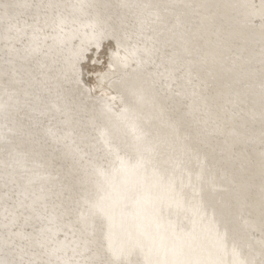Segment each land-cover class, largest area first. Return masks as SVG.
<instances>
[{
	"label": "bare ground",
	"instance_id": "bare-ground-1",
	"mask_svg": "<svg viewBox=\"0 0 264 264\" xmlns=\"http://www.w3.org/2000/svg\"><path fill=\"white\" fill-rule=\"evenodd\" d=\"M246 2L0 0V264H261L255 244L253 248L248 246L249 238L248 244L244 241L252 225L260 227L264 237L263 205L257 202L250 180H244L232 162L231 150L207 137L198 119L199 111L212 99L201 94L204 104L195 103L197 108L174 98L173 107L165 100L169 95L158 100L152 94L154 88H185V78H195L194 88L199 89L207 77L204 63L197 67L193 60L199 58L204 45H213L216 36L237 33L231 45L237 46L241 56L251 52L244 42L250 35L248 26L235 28L240 18L249 21L243 15ZM261 3L264 13V0ZM164 9L180 18H168ZM228 11L233 12L232 17L222 22ZM176 24H183V28L186 24L188 41L192 43L195 35L198 49L185 55L180 51L186 35L177 26L175 29ZM108 36L119 42L128 38L135 41L133 46L124 41L120 46L123 54L115 51L113 57L114 61L122 57L119 64H137L126 77L129 82L121 81L118 94L136 115L116 111L106 100L107 104L101 103L107 118L91 111L99 118L94 120L88 110L85 113L87 104L84 113L75 114L79 106L73 105L78 96L72 104L67 91L74 80L73 63L80 65L89 45ZM220 45L225 48L223 53L229 48V44ZM9 52L15 59L1 56ZM27 52L34 56L24 57ZM191 53L198 56L188 59ZM204 54L208 55L207 51ZM21 55L25 61L16 58ZM253 56L261 66L256 70L251 67L250 72L264 73V53ZM18 62L22 70L16 68ZM117 68L113 63L112 70ZM169 77H174L172 82ZM253 91L258 93L255 87ZM233 100L225 104L235 109L240 100ZM253 100L243 99L244 104H251L248 117L264 108V102ZM81 101L78 103H84ZM88 105L91 110L94 104ZM138 116L146 118L144 123L136 119ZM108 118L114 123L112 127ZM111 128L112 135L107 133ZM128 132L129 137L137 133V141L123 137ZM101 139L108 142L106 150L108 145L114 147L111 151L115 153L107 150L111 157L117 154L113 161L101 150ZM55 141L64 147L53 156L62 161L60 164L50 157ZM163 146L172 151L171 157ZM198 160L203 164L196 168L192 164ZM109 165L115 166L116 173L105 175ZM206 167L216 170L209 172ZM194 171L199 174L196 180ZM228 175L236 182L227 180ZM222 180L232 184L228 186L231 192L239 183L242 193L238 196L236 190V195L226 196L224 192V201L216 197ZM241 207L245 208L243 213ZM250 208L254 209L253 218L247 214ZM238 213L247 223L240 225L235 219ZM258 242L264 245V239Z\"/></svg>",
	"mask_w": 264,
	"mask_h": 264
},
{
	"label": "rangeland",
	"instance_id": "rangeland-1",
	"mask_svg": "<svg viewBox=\"0 0 264 264\" xmlns=\"http://www.w3.org/2000/svg\"><path fill=\"white\" fill-rule=\"evenodd\" d=\"M122 1H127V0H122ZM261 2H262V0H247V2L245 4V7L243 9L244 10L243 15L246 16L249 21H247L246 19L244 20V18H242V19L240 18L235 23V25H236L235 28L236 29H241L244 26L245 27L248 26V29L250 31V35H249V37H247L244 40V42L247 41V43L249 45L248 49H250V48L253 49L251 52H247V53L245 52L243 54V56H241L237 46L235 47L234 45H231L233 43V39L234 38L236 39L237 36L235 34H237V33H235V34L232 33V34H229V35H226V36H221V35L220 36H216L214 38L213 43H212L213 45H210V48L207 45L203 46V49H205L207 51L208 55H205L204 52H206V51L201 49L200 54H199V58L197 60H195V61L193 60V64H195L197 67H200L204 63V73H206L205 75L207 77L206 81L203 82L204 85L202 84V86L199 89L195 90V88H194V86H195V78H190V79L189 78H185V80L187 82L185 88H180V87H176V86L170 87L171 89L170 88H167V89H164V88L163 89H159V88L155 89L154 88L153 91H152V94H154V97L155 98L157 97L158 100H160V97L162 95H164V94L165 95H169L172 98H170L169 96H166L167 98L166 99L162 98V100H164V99L167 100L168 99L167 101L169 103L171 102L170 105H172L173 107L175 106L174 100H177L178 102L179 101L183 102L184 104L185 103H187V104L190 103L189 104L190 106H192L194 104L193 107H197L196 104L198 102H199L198 104H200L201 102L203 103V101H201L202 100L201 97H203L201 94L204 95V93H207L210 96L209 98H211L213 102H210L209 105L205 106L206 108L201 109V111H199L200 114L198 113V119H199L203 129L206 131V132H204V134L206 136L208 135L207 137H209L210 139L216 140L217 142L219 141V143L223 144L224 146H226L227 148H229L231 150V151H228V152H229L230 157L232 156V162L239 169L238 171L241 172L240 174L244 175L243 176L244 180H248V181L250 180V182L252 184L251 187H252L253 191L255 192V194L257 195L256 200H257V202L260 205H263L262 208H264V197L259 195V194H262V191H264L263 190V188H264L263 187L264 186V142H263L264 141V108H260L259 107L258 110L254 111L251 114V116L248 117L246 115V112L248 110H250L251 104L250 103L244 104V101H243V99H245L246 102H248L249 99L253 100L252 97L254 96V100H253L252 103H263L264 102V80H263L264 73L259 72V71L255 72L254 70H253L254 72H252V71L250 72V70H252L251 67H253L256 70V68L258 69V67L261 66L260 60H258V59L255 60L253 55L257 54V53L258 54L264 53V13L262 11L263 5H262ZM220 6H222L221 3H220ZM162 11L163 12L165 11L163 14L166 13L168 18H170V16L172 17L173 15H174V18L175 17L176 18L179 17V16H176L174 13L172 14V12L169 9H167V11H166V9H164ZM157 12L158 11L156 10V13ZM232 13H233L232 11H228V12L224 13L223 14L224 17H222V19H221L222 22H226L227 20H229L230 17H232ZM172 19H173V17H172ZM182 25L183 24H181V25L179 24V26L181 27L180 28V27H178V24H176L175 25V29H177V27H178L179 32H180V29L183 30V31L181 30V32H180V33H182V35H186V37L189 36V35H187L186 24H184V28H183ZM184 29H185L186 33L184 32ZM237 31H239V30H237ZM186 37H185L186 41L183 40L184 42L182 41L183 43L180 46L181 47L180 51L182 53L185 52L184 55L188 54L189 52H193L195 48L196 49L199 48V47H197V46H199V42L197 40H195V39H197L195 37V35L192 38V43H190L191 41H188L189 37H187V38ZM124 41L125 40L123 39V42ZM194 41H195V43H194ZM259 41L261 43H259ZM121 42L117 41L114 37L113 38H109V36H108V38L107 37L103 38L100 42L95 43L94 45H89V47L87 48V51L85 52V54L83 56L84 59H80V63H81L80 65L76 66L77 65L76 62H75L76 65H74V63H73L72 70H73V74H75V75H74V78L72 77L74 80L71 78L73 81H70L72 83H70V85L68 87L70 92L67 91V93H69V94L71 93L70 95L68 94V97L69 96L71 97L70 102L72 104H75L74 101H76V100H74V99L77 96H78V98H76V99H78V101H81V100L84 101V103H82L83 101L80 102L82 104H79L78 101H76V104L73 105L74 108L77 105L79 106V107H76V109L74 110L75 114L81 115L85 111H86L85 113L87 114V110H88L90 112V114H92V117L94 116V118H93L94 120H95V118H96V120H99L100 116L105 118L106 115H108V114L105 115L103 113V112H105V111H103V109L105 108L103 106V104L104 105L107 104L106 100H109V102H111L113 104V109L114 110L119 111V112H123V111L126 112L127 111V113H132L133 116L136 115L134 113V111H132L127 106L126 103H125L126 104L125 105L124 102L120 101L122 99L121 98V94L119 95L120 97H118V94L120 93V91H122V87H123L122 82L123 81H126V83L129 82L130 79H128V81H127L126 77H127V75L128 76L130 75V72L132 73V71L135 70L134 68H136V65H137L136 63H134V61H129L126 64L120 63L121 64L120 65L119 62L122 61V59H121L122 57H119L118 59H116L114 61L115 53H116V55H118V54H120V52L122 50L120 46H121V44H123V42L122 43ZM127 42L130 45H132V46L135 44V41L132 38H128L125 41V43H127ZM189 43H190V45H189ZM220 43H223L224 45H228L229 44L228 50L225 51L224 53L221 51L223 46L221 47ZM194 44L196 46H194ZM0 46H2V45H0ZM201 48H202V46H201ZM88 49H90V50H88ZM115 51H117V52H115ZM21 53H23V51H21ZM29 54L33 55L32 52H27V53L24 54V57L31 58ZM34 54L36 56H38L35 52H34ZM121 54H123V53L121 52ZM1 56L2 57H6L8 59H10V57H11L12 60L15 59V58L12 57L10 52H9V55L3 56L1 54ZM190 56H191V58H189ZM193 56L196 57V56H198V54L197 53H191V54H189L188 59L192 60ZM16 58L18 59V61H25V59L23 58L22 55L18 56ZM163 58H165V56H163ZM167 59L169 60V58H167ZM235 60H236V62H235ZM77 62L79 64V61H77ZM113 63H114V67L115 66L118 67L116 69V71L112 70ZM190 63L192 64L191 61L188 62V64H190ZM239 65H240V67H239ZM16 68H18V69L21 68L20 65H19V62L16 64ZM109 68H110L111 71L109 70ZM75 69H77V72H76ZM120 69H123V70H121L122 72L120 71ZM21 70H22V68H21ZM21 70H20V73H21ZM262 71H264V70H262ZM29 73H31V71H29ZM76 75H78V77H75ZM195 75L199 77V74L197 72H195ZM78 78H80V79H78ZM158 79L161 81L162 77L160 76ZM172 79H174V77L168 79V81L172 82L173 81ZM253 79H254V81L251 84V81ZM76 81H78V82H76ZM73 82H75V83H73ZM162 82H163V80H162ZM237 83H238V86H237ZM240 83H241V85H239ZM76 86H79L80 88L76 87ZM70 87H72V88L70 89ZM253 87H255V89L258 90L257 94L253 93L254 92L253 91ZM74 89H75L77 94L75 93V91L72 92V90H74ZM76 89H79V90H76ZM81 89H82V91H81ZM84 89L86 90V93H85ZM171 90L174 93L171 92ZM159 92H160V94H159ZM157 94H159V95L157 96ZM72 96H74V97H72ZM87 96H88V98H87ZM180 96H182V97H180ZM224 96H227V98H225V103H227L233 97H234L233 103L236 100H240V101H238L239 106L237 108H235V109L234 108H229L227 104L223 103L224 100L222 98H224ZM79 97H83V98L85 97L86 99L85 98L81 99ZM115 97H116V100H115ZM177 97H179V98H177ZM18 100L20 101V103H22V99L18 98ZM85 100H88V101H85ZM89 103H90V105L94 104L93 106H91V108H92L91 110H90V106L88 105ZM85 104H87L86 106L89 107V108L85 107L86 110L84 108ZM80 105H83V106H80ZM122 106L124 108H126V109H124V108L120 109ZM94 108L96 110H94ZM197 108H199V106ZM77 109H78V111H76ZM130 110H131V112H130ZM91 111H93V113H95V111H96L95 114L99 118L97 119L96 115H93V113H91ZM227 111H228V113H227ZM89 112H88V114H89ZM225 112L227 113V115L225 114ZM98 114H100V115H98ZM140 117L141 116H138V118L136 117V119L137 120L141 119V123H144V120L146 118H140ZM228 118H229V120H228ZM233 118H236V119H233ZM237 118H239V119L237 120ZM108 120H109V118H108ZM232 120H234V121H232ZM109 121H111V120H109ZM223 122H224L225 125L224 124L222 125ZM112 123L113 122L111 121V123H109V124L111 125ZM219 123H221V124L219 125ZM230 123H231V125L234 124V127H232V126L230 127ZM112 125H111V127H112ZM221 125H222V128H220ZM232 129H233L234 132H231ZM34 131L35 130L33 128L31 130H29V132L33 136H36V135H34V133H35ZM107 133H110L112 135L113 134V129L111 128L110 131L107 132ZM223 133H225V134H223ZM0 134H1V132H0ZM125 134L126 133L123 134V137L126 136V138L129 141H130V138H132L133 139V140L131 139L132 143L135 140L137 141V139H135L136 137L139 138L137 133H134L132 136L130 135L131 137H129V134H130L129 132H128V134H126V135ZM258 134H259V136L261 138L258 136ZM127 135H128V137H127ZM254 139H255V141H254ZM103 140L105 142V138ZM103 140L101 139V141L98 142L99 144L102 142L101 145H99L98 143L97 144L101 148L103 147V149H101V150L106 153V152H108L107 151L108 148H111L113 146L112 145H108V148L106 150L105 148H106V146H107L106 144L108 142L105 144L103 142ZM248 141H249V143H252V145H250L248 143ZM256 141L258 143H256ZM102 144H104L105 147ZM247 144H249V145H247ZM62 146L63 145L61 143H59V141L58 142L55 141L53 143V146H52L53 148L50 149V152L52 151V154H51L50 157L53 160H54L53 156L56 157V155L54 153L55 152L59 153V151L62 150L60 148ZM94 146L95 145H93L92 147H94ZM62 148H64V147H62ZM113 148H111L109 152H112L111 150L115 151V149H113ZM163 148H164V146H163ZM167 150L169 151V149L164 148L163 151H167ZM114 151L112 153H115ZM168 151L165 152V154L168 153ZM109 152H108V154H110ZM230 152H232V153L230 154ZM171 153H172V151H169V153H168L169 156H170ZM108 154L106 156L109 159H111V160L113 159V157L116 158V156H117V154H113L114 156L111 157L112 154H110V155H108ZM171 155H173V154H171ZM2 156H3V158L5 157L4 155H2ZM106 156H105V158H106ZM57 159L58 158H55L57 163H59V164L62 163L61 160H57ZM92 160H94V158ZM198 161H199V164L197 163ZM198 161H196L195 164H192L194 166L197 165V167L195 166L196 168H198L200 166V164H201V161L200 160H198ZM7 162H8V160H7ZM202 164H203V162H202ZM113 166L109 165L110 169L107 168V171L104 172L105 175H107L109 172H110V174L114 173V172L116 173V170H115L116 168H115V166L114 167ZM206 168L208 169L209 172H212L213 170H216L215 167H206ZM210 169H213V170L210 171ZM112 170H115V171L111 172ZM195 173L197 174V172L194 171L193 172L194 175L192 174V176H194V178L197 177V178H195V180H196V179H198V175L199 174L196 175ZM228 176H226V179L228 177L227 180L231 181L232 184L236 182V181H234L233 178H232L233 180L231 179V177L233 175L232 176L228 175ZM71 177L75 178L76 175L74 176V174H73V175H71ZM223 180H225V178ZM223 180L220 182V184L222 183L220 186H219V184L216 185V186H219L220 189H221V187L225 188L226 185H227V187L229 185L232 186V184L229 181H227V180H226V182H229L230 184L228 185V184L225 183L226 184L225 185L224 184L225 181H223ZM184 181L186 182L185 179H184ZM227 187L225 188L226 191H225L224 188H222L221 192H220V189L217 188L219 193H218V195H216V193H214V195H216V197L217 196L223 197L222 199L220 197H218V200H220V199L223 200V201L225 200L224 196L221 195L224 192H225L224 194L226 196L227 195L230 196L229 195L230 193H231V195H232V193H233V195L234 194L236 195L237 192H238V196H239V194H240V192L242 190L241 187L239 186V183L234 188L235 192H233V190L231 192V189L229 188L230 186L228 187L229 189ZM236 190H237V192H236ZM206 191L207 190H205L203 192H205V194H206V193H208ZM183 194H184V192H183ZM184 197H186V196H184ZM219 202H222V201H219ZM240 210H241L240 212L245 211V208L241 207ZM253 210H252V208H250V211H249V209L247 210L248 217H250L251 211H253ZM247 214H246V216H247ZM236 217H237V219H236ZM241 217L244 218L245 221H242L243 219ZM251 217H252V215H251ZM238 218L240 220L241 219L242 220L240 221ZM235 219L238 222H240V225H243V224L247 223V220L245 219V217H243V214L240 216L239 213H238L237 215H235ZM236 220L234 221V223H236L238 225L239 223ZM241 222H243V223L241 224ZM252 226H251L252 227L251 231H247L246 232V233H248L249 237L246 234V236H245L246 239H245L244 243H246V244L250 243V244H248V246L250 245L253 248L256 246L255 249L257 248V250H259L258 251L259 253H257V256L258 255L259 256L256 257L257 261L258 262L260 261L261 264H264V245H262V243L258 242V241H262L264 239V237L262 235V230H261L260 227L257 228L256 225H252ZM254 228H256V229H254ZM247 238H249L250 241L247 240ZM252 240H254L255 242H253ZM246 241L247 242L249 241V242L247 243ZM251 242H252V244H251ZM254 244H255V246H254Z\"/></svg>",
	"mask_w": 264,
	"mask_h": 264
}]
</instances>
